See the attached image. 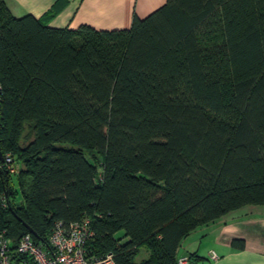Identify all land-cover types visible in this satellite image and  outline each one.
I'll return each mask as SVG.
<instances>
[{
	"label": "trees",
	"instance_id": "1",
	"mask_svg": "<svg viewBox=\"0 0 264 264\" xmlns=\"http://www.w3.org/2000/svg\"><path fill=\"white\" fill-rule=\"evenodd\" d=\"M0 145L12 251L88 218L91 253L177 264L199 227L264 206V0H167L119 31L0 0Z\"/></svg>",
	"mask_w": 264,
	"mask_h": 264
},
{
	"label": "crops",
	"instance_id": "2",
	"mask_svg": "<svg viewBox=\"0 0 264 264\" xmlns=\"http://www.w3.org/2000/svg\"><path fill=\"white\" fill-rule=\"evenodd\" d=\"M167 0H6L16 18L31 15L51 28L97 31L131 28L134 16L145 19ZM19 164V163H18ZM20 166V165H19ZM17 175V174H16ZM242 242L243 248L234 243ZM219 259L209 260L210 252ZM150 253L143 250L139 261ZM195 255L200 264H264V206H247L201 226L183 241L179 256Z\"/></svg>",
	"mask_w": 264,
	"mask_h": 264
},
{
	"label": "built area",
	"instance_id": "3",
	"mask_svg": "<svg viewBox=\"0 0 264 264\" xmlns=\"http://www.w3.org/2000/svg\"><path fill=\"white\" fill-rule=\"evenodd\" d=\"M4 160V163L0 162V170H6L11 175L19 173L20 166L15 157L8 154ZM94 236L88 218L68 226L58 222L46 242L36 243L31 235H27L20 239L16 251H12L5 231L0 229V264H15V255L24 257L20 264H117L112 253L97 255L89 251L88 244ZM218 259L215 252H210L211 262ZM177 264L200 263L190 255H182L178 257Z\"/></svg>",
	"mask_w": 264,
	"mask_h": 264
},
{
	"label": "water",
	"instance_id": "4",
	"mask_svg": "<svg viewBox=\"0 0 264 264\" xmlns=\"http://www.w3.org/2000/svg\"><path fill=\"white\" fill-rule=\"evenodd\" d=\"M4 156H3V153H2V150H1V145H0V162L1 163H4ZM6 173L8 174V172L6 171ZM30 230V233L32 234V235H35V233L31 230V229H29Z\"/></svg>",
	"mask_w": 264,
	"mask_h": 264
},
{
	"label": "rangeland",
	"instance_id": "5",
	"mask_svg": "<svg viewBox=\"0 0 264 264\" xmlns=\"http://www.w3.org/2000/svg\"><path fill=\"white\" fill-rule=\"evenodd\" d=\"M10 155H12L13 157H15V155L9 153ZM12 180H13V183H15L17 181V176L16 175H12ZM183 245V244H182ZM183 248V247H182ZM139 260V259H138Z\"/></svg>",
	"mask_w": 264,
	"mask_h": 264
}]
</instances>
